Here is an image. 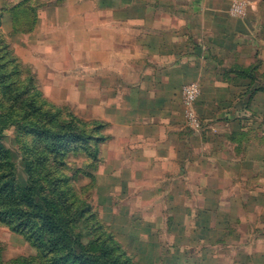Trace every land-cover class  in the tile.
<instances>
[{
	"label": "rangeland",
	"instance_id": "1",
	"mask_svg": "<svg viewBox=\"0 0 264 264\" xmlns=\"http://www.w3.org/2000/svg\"><path fill=\"white\" fill-rule=\"evenodd\" d=\"M242 1L249 16L254 5ZM158 2L0 0V141L12 154L17 184L31 185L35 200L46 196L62 209L66 201L85 211L73 216L81 241L98 251L106 241L128 264H264V177H248L251 157L264 161L262 132L256 149L252 134L239 141L229 135L221 154L232 163L227 179L211 181L207 191L203 179L179 180L175 199L167 190L170 175L140 161L142 142L133 134L144 130L132 120L139 121L133 108L143 98L135 89L139 68L136 75L130 65L139 64L135 29L155 26ZM214 66L206 68L212 83L187 81L174 99L179 139L195 136L199 154L210 151L201 141L207 126L220 122L232 134L238 124H252L251 111L245 120L236 114L245 108L242 85L219 83L223 71ZM193 82L201 88L199 131L189 128L182 97ZM75 134L91 139L76 142ZM16 261L48 264L23 234L0 222V264Z\"/></svg>",
	"mask_w": 264,
	"mask_h": 264
},
{
	"label": "crops",
	"instance_id": "2",
	"mask_svg": "<svg viewBox=\"0 0 264 264\" xmlns=\"http://www.w3.org/2000/svg\"><path fill=\"white\" fill-rule=\"evenodd\" d=\"M232 1L159 0L157 5L163 10L155 15V26L141 25L135 29L133 49L139 53V64L133 61L130 67L136 75L139 68V86L135 89L143 99L133 108L139 112V121L132 120V123H139L144 131L133 136L134 140L142 142L138 149L142 155L140 161L146 168L156 164L161 174L170 175L168 179L173 182L167 190H171V199L180 196L179 180L203 179L209 182L204 186L207 191L213 186L211 181L224 176L227 179L232 163L221 154L227 152L229 135L238 140L252 134L257 140V147L252 146L254 149L258 148L260 132L264 135V103L261 107L257 104V100H264V0H251L253 9L245 17L229 13ZM147 19L148 16L140 14L139 20ZM212 61L216 63L214 68L223 71L219 83L242 85L239 94L240 101L245 100V108L236 114L245 120V111H251L252 124L247 129L242 122L232 134L227 126L221 127L220 122L207 126L201 141L204 149L210 151L199 154L195 153V136L179 139L184 131L177 124L180 115L174 110V99L187 81L200 78L212 83L206 73ZM197 66L204 68L203 71ZM151 92L155 95L154 101L148 100ZM221 116L227 118L226 111L220 112L222 122ZM250 163L253 169L248 177L253 180L264 177V161L253 156ZM174 168L178 170L177 175H171Z\"/></svg>",
	"mask_w": 264,
	"mask_h": 264
},
{
	"label": "trees",
	"instance_id": "3",
	"mask_svg": "<svg viewBox=\"0 0 264 264\" xmlns=\"http://www.w3.org/2000/svg\"><path fill=\"white\" fill-rule=\"evenodd\" d=\"M49 133L54 135L51 130ZM75 136L76 142L84 139L77 137V134ZM86 139L90 140L91 137ZM52 148L56 150V145ZM27 166L29 173L36 170L29 164ZM13 167L12 154L0 141V222L23 234L48 260V264L129 263L123 254L118 253V250L109 246L106 241L101 243L102 248L99 251L93 242L86 246L80 239L81 234L76 231V220L73 217L84 216L85 211L75 210L66 201L62 209L55 199L46 196H43L41 201L35 200L32 192L34 188L31 185L17 184ZM62 195L63 193L59 194L60 199ZM25 262L16 261L13 264Z\"/></svg>",
	"mask_w": 264,
	"mask_h": 264
},
{
	"label": "built area",
	"instance_id": "4",
	"mask_svg": "<svg viewBox=\"0 0 264 264\" xmlns=\"http://www.w3.org/2000/svg\"><path fill=\"white\" fill-rule=\"evenodd\" d=\"M233 16L245 17L247 16L246 2L242 0H234L230 9ZM201 95V88L199 83L193 82L182 90L183 104L187 108L186 116L188 125L191 126L195 131L200 130V122L197 118L195 103Z\"/></svg>",
	"mask_w": 264,
	"mask_h": 264
}]
</instances>
